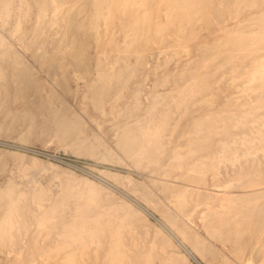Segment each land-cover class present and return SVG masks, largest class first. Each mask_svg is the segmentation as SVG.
I'll use <instances>...</instances> for the list:
<instances>
[{"label":"rangeland","instance_id":"374dc122","mask_svg":"<svg viewBox=\"0 0 264 264\" xmlns=\"http://www.w3.org/2000/svg\"><path fill=\"white\" fill-rule=\"evenodd\" d=\"M0 45V264H197L99 177L203 264L264 261V0H0Z\"/></svg>","mask_w":264,"mask_h":264},{"label":"bare ground","instance_id":"6f19581e","mask_svg":"<svg viewBox=\"0 0 264 264\" xmlns=\"http://www.w3.org/2000/svg\"><path fill=\"white\" fill-rule=\"evenodd\" d=\"M10 1H11V0H10ZM63 1H64V0H63ZM97 1H98V0H97ZM111 1H113V0H111ZM142 1H143V0H142ZM153 1H154V0H153ZM98 3H99V2H98ZM107 3H108V2H107ZM8 6H10V5H8ZM8 6H7V7H8ZM24 6H25V5H24ZM20 9H21V8H20ZM94 9H95V8H94ZM106 10H107V9H106ZM109 10H110V9H109ZM19 11H20V10H19ZM97 11H98V10H97ZM104 11H105V10H104ZM110 11H111V10H110ZM7 12H8V11H6L5 13H7ZM145 12H146V11H145ZM95 13H96V15H95L96 21L99 19L98 21L100 22V16H101V18H102V16H103L102 13L100 12L101 15H100V14H97V12H95ZM109 13L111 14V12H109ZM9 14H10V13H7L6 15L8 16ZM1 15H2V14H1ZM108 15H109V14H108ZM114 15H115V14H114ZM7 16H6V17H7ZM26 16H27V14H26ZM97 17H98V18H97ZM8 18H9V17H7L6 19L8 20ZM40 18H41V17H40ZM103 19H104V18H103ZM106 19H107V18H106ZM106 19H105V21H106ZM131 20H132V19H131ZM94 21H95V20H94ZM135 22H136V21H135ZM104 23H105V22H104ZM19 24H20V23H19ZM19 24H18V25H19ZM95 24H96V23H95ZM104 27H105V26H104ZM97 28H98V27H97ZM106 28H107V27H106ZM133 28H134V27H133ZM78 29H79V28H78ZM95 29H96V28H95ZM95 29H94V30H95ZM136 29H137V28H136ZM20 30H21V29H20ZM138 30H139V28H138ZM16 31L18 32V28H17ZM139 31H141V30H139ZM84 32H85V31H84ZM105 32H106V31H105ZM107 32H108V31H107ZM158 32H159V31H158ZM97 33H98V32H97ZM142 33H143V32H142ZM113 36H114V32H113ZM136 36H137V35H136ZM95 37H96V36H95ZM98 37H99V35H98ZM112 38H113V37H112ZM95 39H96V38H95ZM98 39H99V38H98ZM127 39H128V38H127ZM162 39H163V37H162ZM136 40H137V39H135V41H136ZM207 40H208V39H207ZM239 40H240V39H239ZM16 41H17V40H16ZM109 41H110V40H109ZM109 41H108V43H109ZM131 42H132V41H131ZM162 42H163V40H161V43H162ZM95 43H96V42H95ZM102 43H103V42H102ZM110 43H112V41H111ZM113 43H114V42H113ZM99 44H100V43H99ZM0 46H1V45H0ZM110 46H111V44H110ZM204 46H205V45H204ZM1 48H3V47H1ZM97 48H98V47H97ZM67 49H68V48H67ZM72 49H73V48H72ZM11 50H12V49H11ZM11 50H10V51H11ZM65 50H66V49H65ZM70 50H71V49H70ZM96 50H97V49H96ZM67 51H69V50H67ZM84 52H85V51H84ZM65 54H66V52H65ZM100 54H101V53H100ZM105 54H106V53H105ZM84 55H86V54L84 53ZM103 55H104V52H103ZM58 56H59V55H58ZM99 56H100V55H99ZM85 57H86V56H85ZM98 58H99V57H98ZM187 58H188V57H187ZM20 60H21V59H20ZM100 60H101V59H100ZM100 60L98 59V62H99ZM143 60H144V59H143ZM10 61H11V60H10ZM100 62H101V61H100ZM55 63H56V62H55ZM102 63H103V62H102ZM112 64H113V63H112ZM116 64H117V63H116ZM11 65H12V64H11ZM98 65L100 66V65H102V64H98ZM117 65H118V64H117ZM113 67H114V66H113ZM131 67H132V66H131ZM96 68H97V66H96ZM96 68H95V69H96ZM0 69H1V68H0ZM128 69H129V67H128ZM1 70H2V69H1ZM96 70H97V69H96ZM102 70H104V69H102ZM110 70H111V69H110ZM160 70H161V69H160ZM87 71H88V70H87ZM98 71H99V70H98ZM2 72H3V71H2ZM88 72H89V71H88ZM0 73H1V72H0ZM1 75H3V74H1ZM131 75H132V74H131ZM106 76H107V75H106ZM110 76H111V75H110ZM112 76H114V75H112ZM2 77H3V76H2ZM23 77H24V76H23ZM78 79H79V77H78ZM83 79H84V78H83ZM84 80H85V79H84ZM103 82H104V81H103ZM103 82H102V83H103ZM103 84H104V83H103ZM176 84H177V83H176ZM187 84H188V83H187ZM187 84H186V85H187ZM90 85H91V84H90ZM97 85H98V84H97ZM105 85H107V83H106ZM110 85H111V84H110ZM1 86H2V85H1ZM107 86H108V85H107ZM112 86H113V85H112ZM193 86H194V85H193ZM97 87H98V86H97ZM103 87H104V86H103ZM185 87H186V86H184L183 88H185ZM4 88H5V87H4ZM183 88H181V91H183V90H182ZM97 90H98V89H97ZM99 90H100V89H99ZM101 90H102V89H101ZM125 90H126V89H125ZM177 90H179L178 87H177ZM181 91H179L180 94H181ZM175 92H178V91H175ZM98 93H99V92H98ZM98 93H97V95H98ZM167 93H170V92H167ZM172 93H173V92H171V94H172ZM179 93H178V94H179ZM182 93H183V92H182ZM99 94H102L101 91H100ZM180 94H179V95H180ZM120 95H121V94H120ZM158 95L160 96V94H158ZM192 95H193V94H192ZM85 96H86V95H85ZM85 96H84V97H85ZM98 96H99V95H98ZM160 98H162V97H160ZM166 98H167V97H166ZM86 99H87V98H86ZM88 100H89V99H88ZM227 100H228V99H227ZM173 101H174V103H175V99H174ZM99 102H100V101H99ZM101 102H102V101H101ZM201 102H202V101H201ZM206 102H207V101H206ZM97 103H98V102H97ZM189 103H190V102H189ZM203 103H204V102H203ZM99 104H100V103H99ZM200 104H201V103H200ZM139 105H140V104H139ZM92 106H93V105H92ZM101 107H102V106H101ZM164 107H165V106H164ZM166 107H167V106H166ZM186 112H187V111H186ZM186 112H185V113H186ZM148 115H149V114H148ZM216 115H217V114H216ZM208 117H209V115L207 116V118H208ZM14 119H15V118H14ZM179 119H180V118H179ZM32 121H33V120H32ZM64 122H65V120H64ZM66 122H68V121H66ZM135 122H136V121H135ZM138 123H139V122H138ZM58 124H59V123H58ZM71 125H72V124H71ZM59 126H60V125H59ZM73 126H74V125H73ZM78 127H79V126H78ZM126 127H127V126H126ZM175 127H176V126H175ZM79 128H80V127H79ZM69 129H70V127H69ZM28 130H29V129H28ZM145 130L147 131V129H145ZM150 130H151V129H150ZM26 131H27V130H26ZM58 131H60V130H58ZM148 131H149V130H148ZM28 134H29V133H28ZM80 134H81V133H80ZM146 134H147V133H146ZM146 134H145V135H146ZM56 135H57V134H56ZM66 135H67V134H66ZM149 135H151V134H149ZM21 136H22V135H21ZM57 136H58V135H57ZM22 137H24V136H22ZM143 137H144V135H143ZM63 139H64V138H63ZM60 141L62 142V140H60ZM191 143H192V142H191ZM120 144H121V143H120ZM194 145H195V144H194ZM164 148H165V147H164ZM180 148H181V147H180ZM180 148H179V149H180ZM139 149H140V148H139ZM182 149H183V148H182ZM194 152H195V151H194ZM137 155H138V154H137ZM139 157H140V156H139ZM179 160H180V159H178V161H179ZM21 161H22V160H21ZM21 163L23 164V162H21ZM140 163H141V162H140ZM138 164H139V163H138ZM138 166H139V165H138ZM26 168H27V167H26ZM166 168H167V167H166ZM23 169H24V168H23ZM163 176H164V175H163ZM99 178L101 179V181H103V182L107 183L109 186L113 187V189L115 188L116 190H119L113 182L111 183V181H109V180H107V179H105V178H102V177H99ZM13 182H14V181H13ZM7 184H8V183H7ZM172 184H173V183H172ZM39 185H40V184H39ZM173 185H174V184H173ZM8 186H9V185H8ZM14 186H16V185H14ZM14 186H13V187H14ZM40 187H41V186H40ZM11 189H12V191H13V188H12V187H11ZM185 189H186V188H185ZM7 190L9 191V188H8ZM123 190H124V189H123ZM197 190H198V189H197ZM12 191H11V192H12ZM150 191H151V190H150ZM185 191H186V190H185ZM187 191H188V190H187ZM13 192H14V191H13ZM119 192H121V193H122L124 196H126L130 201H132L135 205H137V206H138L143 212L147 213V214L150 215V216L152 215L153 218H154V219L158 222V224L162 227V229H164L167 233H169V235H170L173 239H175V241L180 245V247H182V248L185 250V252H186V253H187V254H188V255H189V256H190V257H191V258H192L197 264H203V263H205V261L202 263V261L198 259L197 256H198L199 254H198L197 256L194 255L195 253H193V252L191 251V249L188 248V246L185 244V242H189L188 240L186 241V238H187V237H185L186 235H184V237H185V242H184V240L181 239V237H182L183 235H179V236H181V237H179V236L174 232L175 230L173 231V230L171 229V228H172V225H170V226H171V228H170L165 222H163L161 219H159L158 217H156V216L154 215V213H151V211L149 210L148 207H145L144 205L140 204V203L137 202L135 199H133V197L129 196L127 193L122 192L121 190H120ZM135 193H136V192H135ZM140 193H141V192H140ZM184 193L186 194L187 192H184ZM129 194H130V193H129ZM149 194H150V193H149ZM182 194H183V192H182ZM182 194H181V195H182ZM1 195H2V194H1ZM24 195H25V194H24ZM134 195H136V194H134ZM178 195H179V194H178ZM181 195H179V196H181ZM192 195H193V194H192ZM3 196H5V195H3ZM8 196H9V195H8ZM10 196H11V194H10ZM10 196H9V197H10ZM108 196H109V195H108ZM179 196H178V198H179ZM22 197H23V196H22ZM24 197H25V196H24ZM24 197H23V198H24ZM92 197H93V196H92ZM185 197H186V196H185ZM3 198H4V197H2V199H3ZM25 198H26V197H25ZM176 199H177V197H176ZM180 199H181V198H180ZM3 200H4V199H3ZM94 200H95V199H94ZM34 201H35V200H34ZM122 201H123V200H122ZM157 201H158V200H157ZM159 201H160V199H159ZM124 202H125V201H124ZM180 202H181V205H182V203L184 204L185 201H184V202L180 201ZM186 203H187V202H186ZM186 203H185V204H186ZM12 204H13V203H12ZM12 204H10V205H12ZM38 204H39V203H38ZM179 204H180V203H179ZM10 205H9V206H10ZM14 205H15V204H14ZM14 205H13V206H14ZM40 205H41V204H40ZM91 205H92V204H91ZM91 205H89V206H91ZM121 205H122V204H121ZM123 205H124V204H123ZM126 205H127V204H126ZM128 205H129V204H128ZM128 205H127V206H128ZM169 205H170V204H169ZM181 205H180V206H181ZM85 206H86V205H85ZM114 206L116 207V204H115ZM119 206H120V205H119ZM130 206H131V205H130ZM163 206H164V205H163ZM174 206H175V205H174ZM178 206H179V205H178ZM86 207H87V206H86ZM115 207H114V208H115ZM117 207H118V206H117ZM117 207H116V208H117ZM122 207H123V206H122ZM122 207H121V208H122ZM9 208H10V207H9ZM82 208H83V207H82ZM82 208H81V209H82ZM114 208H113V209H114ZM118 208H119V207H118ZM163 208H164V207H163ZM182 208H183V206H182ZM124 209H125V208H124ZM169 209H170V208H169ZM180 209H181V208H180ZM180 209H179V210H180ZM224 209H225V208H224ZM10 210H12V209L10 208ZM15 210H17V209H15ZM110 210H112V209H110ZM13 211H14V210H13ZM116 211H117V209H116ZM107 213H108V212H107ZM111 213H113V212L111 211ZM126 213H127V212H126ZM169 213H170V212H169ZM169 213H168V215H169ZM13 214H14V213H13ZM77 214H78V212H77ZM108 214L110 215V212H109ZM108 214H107V215H108ZM113 214H114V213H113ZM115 214H116V213H115ZM8 215H9V214H8ZM17 215H18V214H17ZM101 215H102V213H101ZM109 215H108V216H109ZM116 215H117V214H116ZM114 216H115V215H114ZM117 216H118V215H117ZM117 216H116V217H117ZM127 216H129V213H128ZM152 216H151V217H152ZM101 217H102V216H101ZM104 217H106V219H107V216H106V215H105ZM104 217H102L101 220H104V219H103ZM109 217H110V216H109ZM112 217H113V215H112ZM124 217H125V216H124ZM178 217H179V216H178ZM97 218H98V217H97ZM114 218H115V217H114ZM126 218H127V217H126ZM171 218H172V217H171ZM2 219H3V218H2ZM7 219H8V218H7ZM51 219H52V218H51ZM109 219H110V218H108V220H109ZM165 219H166V218H165ZM173 219H174V218H173ZM179 219H180V218H179ZM5 220H6V219H5ZM9 220H10V219H9ZM95 220H96V218H95ZM97 220L100 221V219H97ZM97 220H96V223H100V222H101V221L99 222V221H97ZM115 220H116V219H115ZM121 220H122V219H121ZM125 220H126V219H125ZM125 220H124V221H125ZM7 221H8V220H6V222H7ZM10 221H11V220H10ZM10 221H9V222H10ZM116 221H118V219H117ZM119 221H120V220H119ZM182 221H183V220H182ZM2 222H3V221H2ZM90 222H91V221H90ZM93 222H95V221H93ZM93 222H91V223H93ZM110 222H111V221H110ZM110 222H109V224H108L109 226L112 225ZM120 222H123V221H120ZM125 222H127V221H125ZM173 222H174V221H173ZM176 222H177V221H176ZM3 223H4V222H3ZM3 223H2V224H3ZM96 223H94V226L96 225ZM101 223H102V222H101ZM103 223L106 224V223H108V222L103 221ZM116 223H117V222H116ZM11 224H12V223H11ZM11 224H10V225H11ZM83 224H85V223H83ZM83 224H82V226H83V227H86V226H84ZM110 224H111V225H110ZM113 224H114V223H113ZM122 224H123V223H122ZM122 224H121V225H122ZM10 225H9V227L13 228V226H10ZM65 225H66V224H65ZM65 225H64V226H65ZM67 225H68V224H67ZM67 225H66V226H67ZM71 225L73 226V224H71ZM71 225H69V227H70ZM85 225H86V224H85ZM117 225H118V223H117ZM121 225H120V227H121ZM173 225H174V228H175V227H176L175 225H178V224H175V223H174ZM0 226H1V225H0ZM43 226H44V225H43ZM66 226H65V227H66ZM89 226H90V225H89ZM94 226H93V227H94ZM97 226H98V225H97ZM109 226H108V227H109ZM122 226H123V225H122ZM178 226H179V225H178ZM4 227H5V226H3V228H4ZM65 227H64V228H65ZM67 227H68V226H67ZM74 227H79V226H74ZM74 227H73V228H74ZM95 227H96V226H95ZM98 227L101 228L100 225H99ZM106 227H107V225H106ZM112 227H113V225H112ZM118 227H119V226H118ZM120 227H119V228L116 227L118 230H117L116 228H114V230L120 231V230H121ZM124 227H125V225H124ZM128 227H130V226H128ZM184 227H185V226H183V228H184ZM1 228H2V227H0V229H1ZM44 228H45V227H44ZM71 228H72V227H71ZM81 228H82V227H80V231H79L80 233L83 231V230H81ZM102 228H103V225H102ZM102 228H101V229H102ZM146 228H147V227H146ZM174 228H173V229H174ZM186 228H187V227H186ZM4 229H5V228H4ZM68 229H69V228H68ZM74 229H75V228H74ZM89 229H90V228H89ZM89 229H88V230H89ZM107 229H108V228H107ZM119 229H120V230H119ZM122 229H123V228H122ZM130 229H131V228H130ZM144 229H145V228H144ZM176 229H178V228H176ZM180 229H182V228L180 227L179 230H180ZM13 230H14V229H13ZM66 230H67V229H66ZM70 230H71V231H70ZM75 230L77 231V229H75ZM78 230H79V229H78ZM86 230H87V229H86ZM88 230H87V231H88ZM90 230H91V229H90ZM90 230H89V231H90ZM95 230L97 231V233L99 232L98 228L95 229ZM95 230L93 231L94 233L89 234L90 232H89V233L87 232V234H86V233H85V234L83 233L82 235H85V236H86V235L89 234V235H91V236H89V235H88V236L92 238V236H94V235H92V234H95V232H96ZM103 230H104V228H103ZM103 230L100 231L102 234L105 233V232H104V233L102 232ZM123 230L125 231V228H124ZM183 230H185V228H184ZM2 231L5 232V230H2ZM10 231H12V229H11ZM18 231H19V230H18ZM55 231H56V230H55ZM69 231L71 232V233H70L71 236H70L69 234H67V235H69L70 237L67 236V235H65V234H63V235L65 236V238L68 237V238L70 239L71 237H73L72 235H74V234L76 235V234L78 233V231H77V233H76V232H72V231H73L72 229H69ZM104 231H105V230H104ZM109 231L111 232V229H110V230L108 229V232H109ZM117 231H115V232H117ZM186 231H187V230H186ZM4 232L1 233V236H2V234L4 235ZM6 232H7V231H6ZM66 232H67V231H66ZM100 232H99V233H100ZM110 232H109V233H110ZM113 232H114V231H113ZM134 232H135V231H134ZM147 232H148V231H147ZM97 233H96V235H97ZM117 233H119V232H117ZM177 233H179V232H177ZM180 233H181V231H180ZM180 233H179V234H180ZM10 234H11V232H10ZM10 234H9V235H10ZM111 234H112V232H111ZM114 234H116V233H114ZM146 234H147V233H146ZM148 234H150V232H148ZM182 234H184V231H182ZM185 234H187V233H185ZM75 235H74V239H77L75 242L73 241L75 244H76V243H77V244L80 243L79 245H80V247H82L81 244H83V242L85 241V245H87V247H85V245L83 244V247H85V250H84L83 248H82V249H83V251L86 253V249L88 248V244H86V242L89 241V238L87 237V238H88V240H87L86 238H83V236L81 235V236H82L81 238L84 239V241L82 242V240H81V239H80L81 241L78 240L79 237H75ZM189 235H191V234H188V236H189ZM39 236H40V235H39ZM77 236H80L79 233L77 234ZM98 236H101V235H98ZM98 236L96 237L97 240H98ZM102 236H103V235H102ZM113 236H114V235H113ZM118 236H120V238H121V237L123 236V234L121 235V232H120L119 235H117V237H118ZM139 236H140V235H139ZM146 236H147V235H146ZM110 237H112V235H110ZM148 237H149V236H148ZM184 237H182V238H184ZM6 238H7V237H6ZM10 238H11V237H10ZM65 238H64V241L66 240V241L68 242L67 238H66V239H65ZM93 238H94V237H93ZM115 238H116V237H115ZM120 238H119V240H120ZM154 238H155V237H154ZM40 239H41V238H40ZM74 239H72V240H74ZM85 239H86V240H85ZM117 239H118V238H117ZM12 240H13V239H12ZM62 240H63V238H62ZM72 240H71V241H72ZM91 240H92V239H91ZM91 240H90V241H91ZM94 240H96V239H94ZM112 240H113V242L115 243V241H114L113 238H112ZM121 240H122V239H121ZM166 240H167V239H166ZM64 241L61 242V244H62V243L65 244ZM78 241H80V242L78 243ZM154 241H155V239H154ZM2 242H3V241H2ZM67 242H66V243H67ZM73 242H71V243L73 244ZM97 242H98V241H97ZM110 242H112V241H110ZM190 242H191V245H193L191 239H190ZM5 243H6V242H5ZM93 243H94V242H93ZM118 243H119V242H118ZM120 243H121V242H120ZM120 243H119V244H120ZM204 243H205V242H204ZM64 244H63V245H64ZM69 244H70V243H69ZM69 244H68V246H69ZM72 244H70L71 247H70V246H69V247H68V246L65 247L67 244H65V246H61V250H63L62 252H64V249H62L63 247L66 248L67 250H70V249H68V248H71V249H72V248H73V247H72V246H73ZM90 244L92 245V243H90ZM101 244H102V243H101ZM112 244H113V243H112ZM112 244H111V245H112ZM119 244H117V240H116V243L114 244V246L112 245L113 249L117 247V246H115V245H119ZM167 244H169V243H167ZM97 245H98V244H97ZM120 245H122V243H121ZM155 245H156V244H155ZM169 245H170V244H169ZM59 246H60V245H59V243H58V248H60ZM99 246H101L100 243H99ZM123 246H124V245H123ZM134 246H135V245H134ZM152 246H153V245H151V247H152ZM166 246H167V245H166ZM75 247H77V246H75ZM80 247H77V249H81ZM109 247H110V245H109ZM112 247H111V249H112ZM154 247H155V246H154ZM204 247H205V246H204ZM55 248H57V247H55ZM122 248H124V247H122ZM49 249H50V248H49ZM90 249H91V248H89V250H90ZM111 249H110V251H111ZM117 249L119 250L118 247H117L116 249H114V250H117ZM54 250H55V249L50 250V251L53 252ZM56 250H57V249H56ZM56 250H55V251H56ZM74 250H75V249H74ZM114 250L112 251V253H114ZM124 250H125V248H124ZM126 250H127V248H126ZM128 250H129V249H128ZM78 251L80 252L79 255H80V254H82V255L84 254V252H83L82 250H78ZM78 251H77V252H78ZM81 251H82L83 253H81ZM59 252H60V251H59ZM95 252H96V250L94 251V253H95ZM115 252H116V251H115ZM49 253H50V252H49ZM53 253H54V252H53ZM66 253H67V252H66ZM72 253H73V252H71L69 255H71ZM109 253H110V252H109ZM112 253H110V254H112ZM118 253H119V252H118ZM118 253H115V255L112 254V255H114V257L112 256L111 260L114 258V259H113L114 261H111V260H110V263H112V262H113V263H116V262H115V257H116L117 261H118V258H119V259L124 258L123 255L125 256V254H123V253L120 252V254H123L122 257L120 258V257L118 256V255H119ZM58 254H59V253H57V255H58ZM75 254H77L76 251H75ZM106 254H107V256L109 257V254H108V253H106ZM117 254H118V255H117ZM69 255H67V257H68L67 259H69V260H71V261H74V260H75V259L73 258L74 255L71 256V259H70ZM77 255H78V254H77ZM96 255H97V254H96ZM101 255H102V254H101ZM162 255H163V254H162ZM222 255H223V254H222ZM19 256H21V255H19ZM87 256H88V255H87ZM142 256H144V255H142ZM145 256H146V255H145ZM218 256H219V255H218ZM42 257H44V256H42ZM56 257H57V256H56ZM74 257H76V256H74ZM77 257H79V256H77ZM80 257H82L81 260L83 261V256L80 255ZM85 257H86V256H85ZM97 257H98V256H97ZM117 257H118V258H117ZM146 257H148V255H147ZM149 257H150V255H149ZM149 257H148V258H145V261H147V260L149 259ZM106 258H107V257H106ZM106 258H105V260H106ZM126 258H127V257H126ZM150 258H151V257H150ZM169 258H170V256H169ZM55 259H56V258H55ZM67 259H65V260H67ZM76 259H77V258H76ZM96 259L98 260V258H96ZM109 259H110V258H109ZM151 259H152V258H151ZM164 259H165V258H164ZM164 259L162 258V262H164V261H163ZM63 260H64V259H63ZM69 260H68V262H69ZM107 260H108V258H107ZM121 260L123 261L124 259H121ZM141 260H142V258H141ZM168 260H169V259H168ZM171 260H172V259H171ZM184 260H185V259H184ZM203 260H204V259H203ZM263 260H264V259H263ZM71 261H70V262H71ZM129 261H130V260H129ZM238 261H239V260H238ZM45 262H46V261H45ZM63 262H64V261H63ZM66 262H67V261H66ZM70 262H69V263H70ZM74 262H75V261H74ZM74 262H73V263H74ZM151 262H152V261H151ZM167 262H168V261H167ZM167 262H166V263H167ZM251 262H252V261H251ZM262 262H264V261H261V264H262ZM76 263H77V262H76ZM76 263H75V264H76ZM83 263L85 264V261H84ZM113 263H112V264H113ZM119 263H122V262L118 261V264H119ZM172 263H173V262H172ZM172 263H171V264H172ZM253 263H254V262H253ZM67 264H68V263H67ZM70 264H72V263H70ZM122 264H123V263H122ZM147 264H150V263H148V261H147ZM151 264H152V263H151ZM176 264H177V263H176ZM243 264H244V263H243ZM247 264H249V263H247Z\"/></svg>","mask_w":264,"mask_h":264},{"label":"water","instance_id":"95a60500","mask_svg":"<svg viewBox=\"0 0 264 264\" xmlns=\"http://www.w3.org/2000/svg\"><path fill=\"white\" fill-rule=\"evenodd\" d=\"M118 191H120V190H118ZM152 216V215H151ZM153 217V216H152Z\"/></svg>","mask_w":264,"mask_h":264}]
</instances>
